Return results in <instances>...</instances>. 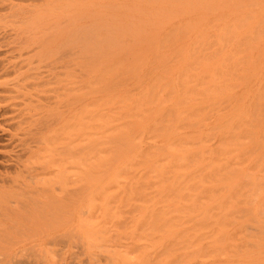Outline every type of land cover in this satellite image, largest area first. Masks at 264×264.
Returning <instances> with one entry per match:
<instances>
[{"label":"rangeland","instance_id":"374dc122","mask_svg":"<svg viewBox=\"0 0 264 264\" xmlns=\"http://www.w3.org/2000/svg\"><path fill=\"white\" fill-rule=\"evenodd\" d=\"M0 1V264H264V0Z\"/></svg>","mask_w":264,"mask_h":264},{"label":"bare ground","instance_id":"6f19581e","mask_svg":"<svg viewBox=\"0 0 264 264\" xmlns=\"http://www.w3.org/2000/svg\"><path fill=\"white\" fill-rule=\"evenodd\" d=\"M0 3H1V1H0ZM12 3V2H11ZM72 23H73V21H72ZM78 23V22H77ZM78 25V24H77ZM12 67H14V65H8V64H3L1 67H0V73H2V74H9V72H11L12 70H11V68ZM11 70V71H10ZM2 74H0V75H2ZM11 97V96H10ZM13 98V97H12ZM72 98V99H71ZM71 100H69L70 101V103L68 102V106H69V110H68V114H66V113H62V112H55L56 113V116H55V113H53L54 114V117L52 118V116L49 114V116H45V117H37L36 115H34V113H32V111H28V113L27 112H25V113H27L25 116V118L22 116V118H24V121H25V124L27 123V127L25 128V131H23V133H22V131H21V134H26V137H25V135H24V137L25 138H27V139H22L21 137H20V133L18 132V131H15V132H10L8 129H2V132L3 133H5V132H7L6 134H8V132H9V141L11 140V142H12V140L13 139H15L16 138V140H19V141H23L22 142V144L24 145L23 147V151H24V153L23 154H14V155H16L15 156V158H12V157H10L8 160H6L7 162H13V167H14V172H16V171H18V172H21V168L22 167H24L25 166V163H24V160H22V155L24 156H27L29 159H35V157H38V155H40L41 153H42V151H45L46 153H49V152H51V147H54V145L57 143V138H60V135H62L63 136V134H62V132H63V130L62 129H64V128H62L61 129V126H63V127H65V123L67 124V127H70V130L72 129L73 130V127H71V126H74L73 125V120L75 121V118H74V101H73V97L71 96ZM77 102V101H76ZM62 103V102H61ZM64 103V102H63ZM10 104V103H9ZM66 104V103H65ZM13 105V104H12ZM6 107V106H5ZM4 107V108H5ZM6 109H8L7 107H6ZM6 109H5V111H6ZM14 109V108H13ZM12 109V110H13ZM28 109H30V108H28ZM11 110V109H10ZM31 110V109H30ZM47 110V109H46ZM35 111V110H34ZM49 111V110H48ZM4 112V111H3ZM5 113V112H4ZM3 115V114H2ZM21 115V114H20ZM20 115H18V116H20ZM44 115V114H43ZM42 115V116H43ZM47 115V114H46ZM22 118L20 119V121L22 120ZM74 118V119H73ZM54 120V121H53ZM55 120H56V122L59 124V123H61V125L60 126H58V125H56L54 122H55ZM19 121V122H20ZM18 122V123H19ZM64 122V123H63ZM56 125V127L55 126H53L54 124ZM62 123H63V125H62ZM14 124V123H13ZM21 124H24L23 123V120H22V123ZM18 126H20L19 124H18ZM57 126L58 127H60V129H58L57 130ZM11 127V126H10ZM15 127V126H14ZM54 127V128H53ZM12 128V127H11ZM21 128H23V127H21ZM14 130H16V128L14 129ZM18 130H19V128H18ZM55 130H56V132L58 131H60V135L58 136V134H57V136H56V138L53 136V138H52V135H56V132H55ZM71 130V131H72ZM62 131V132H61ZM70 131V132H71ZM74 131V130H73ZM54 132H55V134H54ZM68 134H71V133H68ZM65 135V134H64ZM72 136H74V134L72 135ZM64 138L62 139V138H60V139H62L63 141H59V142H62V144L64 143V142H67L69 139H67L66 140V138L67 137H65V136H63ZM0 138H1V136H0ZM72 138V137H71ZM56 140L55 142V144H54V142H52V140ZM25 140V141H24ZM53 140V141H54ZM75 140V139H74ZM14 141V140H13ZM58 142V143H59ZM69 142V141H68ZM73 144H75L73 141H71ZM52 144H54V145H52ZM61 144V143H60ZM71 144V143H70ZM20 145V144H19ZM57 145V144H56ZM64 145H66V143L64 144ZM69 146V145H68ZM71 146V145H70ZM72 147H73V145H72ZM74 147H75V145H74ZM63 148H65L66 149V147H64L63 146ZM70 148V147H69ZM55 149H56V146H55ZM73 149V148H72ZM72 149H69L71 152H70V155L69 156H72ZM75 149V148H74ZM61 151V150H60ZM39 152H41L40 154H39ZM54 152V151H53ZM56 152H59V151H56ZM62 152V151H61ZM65 152V151H64ZM18 153V152H17ZM52 153V152H51ZM66 153V152H65ZM60 154V153H59ZM76 154V153H75ZM63 155H65V154H63ZM24 156V157H25ZM52 156V155H51ZM62 158V157H61ZM70 158H72V157H70ZM69 158V159H70ZM58 159V158H57ZM26 160V159H25ZM53 160V159H52ZM60 160V159H59ZM65 160V159H64ZM68 160V159H67ZM66 160V161H67ZM27 161H29L28 159H27ZM31 161V160H30ZM35 161V160H34ZM69 161V160H68ZM67 161V163H69ZM73 161V160H72ZM33 162V161H32ZM31 162V163H32ZM74 162V161H73ZM58 163H59V161H58ZM57 163V164H58ZM30 164V163H29ZM69 164H71V163H69ZM8 165V164H7ZM27 166H28V164H27ZM26 167V166H25ZM30 167V166H29ZM67 168H66V170L68 169V167L69 166H66ZM7 169H6V171H5V174L3 175V178L1 177L0 179L2 180V183H6V181H7V179H9L8 178V174L9 173H11V172H9L8 170H9V168H10V166H7L6 167ZM70 168V167H69ZM71 168H73V166L71 167ZM70 168V169H71ZM11 169V168H10ZM20 170V171H19ZM22 171H23V169H22ZM24 171H25V169H24ZM27 171V170H26ZM51 171V170H50ZM49 171V172H50ZM48 172V171H47ZM71 172V171H70ZM42 173V172H41ZM15 174V173H14ZM19 174V173H18ZM37 174H40V173H37ZM6 175V176H5ZM28 175V174H27ZM10 176H12V175H10ZM9 176V177H10ZM20 176V175H19ZM5 177H7V179L5 178ZM11 178V177H10ZM10 180V179H9ZM12 181V180H11ZM11 181H9L10 183H11ZM15 182V181H14ZM13 183V182H12ZM24 184V183H23ZM25 185V184H24Z\"/></svg>","mask_w":264,"mask_h":264}]
</instances>
